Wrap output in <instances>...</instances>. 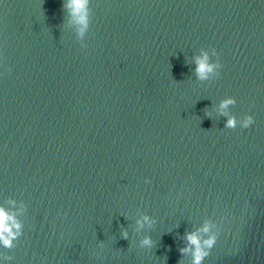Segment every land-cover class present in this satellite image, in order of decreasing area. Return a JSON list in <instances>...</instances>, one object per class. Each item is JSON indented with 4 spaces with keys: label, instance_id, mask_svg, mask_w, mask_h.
<instances>
[{
    "label": "water",
    "instance_id": "1",
    "mask_svg": "<svg viewBox=\"0 0 264 264\" xmlns=\"http://www.w3.org/2000/svg\"><path fill=\"white\" fill-rule=\"evenodd\" d=\"M70 2L0 0V264H264V0Z\"/></svg>",
    "mask_w": 264,
    "mask_h": 264
},
{
    "label": "clouds",
    "instance_id": "2",
    "mask_svg": "<svg viewBox=\"0 0 264 264\" xmlns=\"http://www.w3.org/2000/svg\"><path fill=\"white\" fill-rule=\"evenodd\" d=\"M86 4H87V0H71L69 6L73 9V14H78L85 8ZM80 21L81 23L86 24V17L81 16ZM197 64H198L197 73L202 79L206 77L207 73L213 70L212 65L208 63L207 55H205L203 58L198 59ZM227 103H231V101H225V104ZM223 106L224 105H222V107ZM252 122H253L252 118L249 117L248 120L245 122V126L247 127ZM228 126L234 127L235 126L234 120H229ZM10 221L12 222V226H15V221L13 220V217L9 215L3 208H0V241H2L5 246H10V238L14 237V233L12 232L9 223ZM188 239L194 245H198L199 243L198 238L194 234H189ZM149 242L150 241L145 240V243H149ZM207 243L208 246L211 247L215 243V239L213 238L207 241ZM202 258L203 257L200 255L199 251H197L196 260L194 264H199Z\"/></svg>",
    "mask_w": 264,
    "mask_h": 264
}]
</instances>
